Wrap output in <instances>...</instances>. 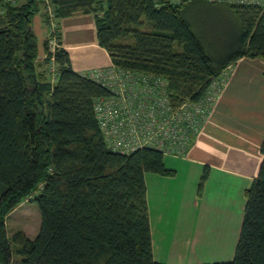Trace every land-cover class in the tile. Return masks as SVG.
Wrapping results in <instances>:
<instances>
[{
  "label": "trees",
  "instance_id": "obj_1",
  "mask_svg": "<svg viewBox=\"0 0 264 264\" xmlns=\"http://www.w3.org/2000/svg\"><path fill=\"white\" fill-rule=\"evenodd\" d=\"M38 1L0 0V264H12L15 251L18 264H167L154 257L145 182L148 172L173 174L165 154L152 147L129 154L108 147L94 104L111 92L73 69L59 24L58 46L50 51L51 34L44 41L46 58L39 61L32 29ZM40 1L57 22L93 15L98 42L113 65L165 77L175 106L202 98L239 59L264 60L259 6ZM44 20L50 24V13ZM261 153L234 257L202 264H264V138ZM208 174L206 166L201 185ZM29 198L40 210L39 233L29 238L18 231L9 238L7 217Z\"/></svg>",
  "mask_w": 264,
  "mask_h": 264
},
{
  "label": "crops",
  "instance_id": "obj_2",
  "mask_svg": "<svg viewBox=\"0 0 264 264\" xmlns=\"http://www.w3.org/2000/svg\"><path fill=\"white\" fill-rule=\"evenodd\" d=\"M58 24L75 71L113 64L98 42L93 15L77 14ZM228 71L229 82L188 154L165 155L173 174L145 175L158 262L201 264L199 253L217 251L222 261L235 255L246 193L263 160L264 60L243 57ZM206 166L209 174L201 185Z\"/></svg>",
  "mask_w": 264,
  "mask_h": 264
},
{
  "label": "built area",
  "instance_id": "obj_3",
  "mask_svg": "<svg viewBox=\"0 0 264 264\" xmlns=\"http://www.w3.org/2000/svg\"><path fill=\"white\" fill-rule=\"evenodd\" d=\"M154 1L160 4L163 0ZM167 1L179 3L183 0ZM210 1L259 6L264 20V0ZM50 16L53 37L49 40V47L54 52L58 46L54 36L58 24L53 20L52 11ZM57 67L52 58L54 80L57 79ZM85 73L111 92L110 96L100 97L94 104L99 126L110 149L129 154L140 148L152 147L165 155L180 157L188 154L229 78V71L222 73L202 98L175 106L170 97L168 80L163 76L126 70L113 64Z\"/></svg>",
  "mask_w": 264,
  "mask_h": 264
},
{
  "label": "rangeland",
  "instance_id": "obj_4",
  "mask_svg": "<svg viewBox=\"0 0 264 264\" xmlns=\"http://www.w3.org/2000/svg\"><path fill=\"white\" fill-rule=\"evenodd\" d=\"M24 1V0H23ZM19 2V1H18ZM21 2V1H20ZM39 11L35 14L32 20V29L34 30L38 47L40 50L39 61H43L46 58V52L44 48V40L49 39L51 36L50 33V24H47L44 20V13L51 12V8L46 6V3H41L38 1ZM52 20V19H51ZM53 20L58 24L57 20ZM58 27V26H57ZM54 78V77H53ZM41 225V215L37 203L30 198L24 200L16 209H14L7 217V231L9 238L18 232L22 231L29 238H36ZM221 254V253H220ZM217 251L215 252H204L199 253L198 257L200 258L199 263H213L217 261H222L219 258ZM20 260V255L14 252L12 264H18ZM230 260V259H229Z\"/></svg>",
  "mask_w": 264,
  "mask_h": 264
}]
</instances>
